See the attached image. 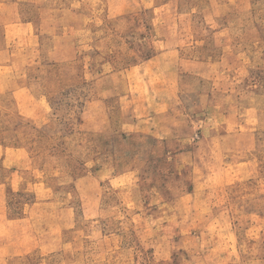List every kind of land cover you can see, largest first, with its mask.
Returning <instances> with one entry per match:
<instances>
[{
  "label": "rangeland",
  "instance_id": "rangeland-1",
  "mask_svg": "<svg viewBox=\"0 0 264 264\" xmlns=\"http://www.w3.org/2000/svg\"><path fill=\"white\" fill-rule=\"evenodd\" d=\"M20 1L0 0V78L5 81L0 91L25 86L35 71L24 69L45 58L38 48L26 47L30 32L48 36L43 53L58 49L62 39L53 60L80 59L87 71V82L58 100L63 143L80 147L65 157L81 179L76 185L80 214L62 215L65 229L79 225L78 232L63 233L66 240L73 235L75 243L66 247L64 264H264V130L220 133L214 141L206 137L213 130L211 112L197 107L206 105L207 96L176 93L177 131H155L160 145L146 144L138 152L141 160L132 153L123 157L126 142L117 135L108 139L111 152L97 157L98 166L86 161L90 147L98 145L83 136L91 131L65 140L80 118L85 128L119 130V103L127 96L147 100L155 91H175L173 61L178 64L184 48H200V43L203 49L191 52L196 62L215 64L214 41L221 47L219 71H212L218 81L214 92L240 99L262 92L264 0H239L242 7L233 12L230 6L191 12L188 0ZM243 11L249 14L238 16ZM252 32L261 37L260 45L249 46L255 62L244 47ZM151 53L160 54V62L145 61ZM138 64L137 73H127ZM115 159L125 167L118 171L121 176L112 172ZM127 167L134 175L125 173ZM36 207L24 196H7L0 184L1 264L10 256H40L42 241L58 236L49 227L61 215Z\"/></svg>",
  "mask_w": 264,
  "mask_h": 264
},
{
  "label": "crops",
  "instance_id": "crops-1",
  "mask_svg": "<svg viewBox=\"0 0 264 264\" xmlns=\"http://www.w3.org/2000/svg\"><path fill=\"white\" fill-rule=\"evenodd\" d=\"M8 1L10 3L21 2L20 0ZM26 1L22 0L23 3H26ZM188 1L190 2H187L186 6L192 8L193 11L191 12L207 11L210 7L221 9L229 6L233 12V10L242 7L239 0ZM254 7L256 6L251 9L253 10ZM247 11L239 13L238 16L249 14ZM220 14L225 16L227 13ZM247 36H250V42L247 41L248 45L243 46L248 48L249 59L253 56V62H255L256 58L249 51V46L260 45L261 37H256L253 32ZM57 39L60 38L57 37ZM47 40L48 36L45 35L44 37L43 32H30L25 36L26 47L38 48L42 56L45 55V58L41 57V62L35 67L30 66V69H24L28 72L35 71L33 79L29 78L25 86L21 87L15 84L13 87L8 86L7 90L0 91V184L7 196H24L31 200L32 208L35 210L37 209L35 206H44L46 208L45 214L61 215L59 223L54 224L52 228L49 227V231H55L59 234H57V237L42 241L39 248L43 253L40 256H37L35 252V254L10 256L3 260V264H64V255L69 257L66 247L71 244L73 248L75 243L73 235L71 240H66L63 233L71 230L73 234L74 231L78 232L79 230V225L77 224L74 227V223L71 227L65 229V224H62V217L70 213L77 216L80 214V197L76 191V185L81 177L79 173L74 172L73 164L66 161L67 156L70 153H76L80 147L63 143L64 135L61 132L63 130H61V126H57V118L61 107V103L58 101L59 96L87 82L85 77L87 71L81 65L80 59L75 58L70 62L53 60L56 52L61 50L59 45L62 39L57 41L58 49L55 45V47L43 53V50H46ZM202 46L203 44L200 43V48H184L183 57L178 55L179 63L176 64L177 60L173 61L175 63L172 70L179 80L175 91L169 90L168 94L155 91L156 93L153 94L152 98L147 100L137 94L131 96V99H127V96L120 101L121 123L117 127L119 130L115 126L102 129L91 124L90 127L88 125V128H85V122L83 123L80 118L75 130H67L75 132L67 134L65 140L69 141L81 136L78 133L79 131H91L90 134H84L83 136L93 138L98 145L90 147L86 161H91L93 165L98 166L97 157L102 155L101 153L111 152L105 146L108 139H111L112 135H117L125 139L126 142L123 157L127 158L128 153H132V158L135 157L137 160L138 158L141 160L142 158L138 152L146 144H152L154 149H158L160 145L158 134L155 131H177V120L179 118L177 117L178 108L174 106V102L177 101L175 98L176 93H195L198 94L199 98L207 96L209 101L206 102V105L199 102L197 107L208 115L209 111L211 112L213 120L210 127L212 126L213 130L206 137L214 141L217 140L220 133H255L264 130V86L262 92L245 99H240L225 92L217 94L214 89L218 87V81L216 74L213 73L212 75V71H219V49L221 47L219 42L214 41L215 52L219 55L215 64L210 59H201L197 62L191 60V52L203 49ZM262 54L263 51L259 53L260 56ZM186 55H189V57ZM159 56L158 53H151L145 61L158 62L161 58ZM258 63L260 64V60H258ZM139 68H142V66L138 64L126 71L132 73L133 70H136L137 73ZM6 71L13 73L15 69L8 68ZM2 82L5 81L0 78V83ZM171 86L174 87V85ZM169 88L171 87L168 86ZM225 102L230 103V106H224ZM133 103H137V107L132 108L131 104ZM163 104L164 107L162 108ZM152 105H155V107ZM149 106L152 108L149 109L151 113L150 111L146 112ZM160 107L161 110H159ZM206 120L210 121L208 118ZM206 137L205 139H207ZM246 152L253 153L255 150L248 149ZM82 161L85 160L82 159ZM119 161L114 160L115 165H112V172L121 176L123 173L119 174L118 171L121 173L125 167L120 165ZM133 172L134 170L131 167L125 169V173L128 175L131 173L134 175Z\"/></svg>",
  "mask_w": 264,
  "mask_h": 264
}]
</instances>
